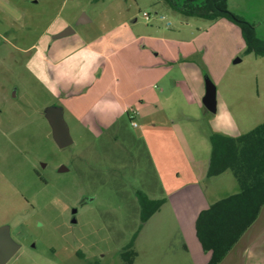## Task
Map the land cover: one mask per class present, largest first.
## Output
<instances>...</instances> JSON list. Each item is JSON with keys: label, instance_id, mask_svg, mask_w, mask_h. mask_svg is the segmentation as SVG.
I'll use <instances>...</instances> for the list:
<instances>
[{"label": "rangeland", "instance_id": "rangeland-1", "mask_svg": "<svg viewBox=\"0 0 264 264\" xmlns=\"http://www.w3.org/2000/svg\"><path fill=\"white\" fill-rule=\"evenodd\" d=\"M227 11L264 40V0H228ZM67 27L72 34L55 38ZM101 50L110 58L93 52ZM244 51L231 21L185 17L163 0H0V226L8 225L20 246L6 264L130 259L122 256L142 227L139 194L162 197L147 144L163 163L175 130L207 157L210 135L238 137L264 122V57ZM101 66L106 71L96 81ZM129 68L140 72L149 98L143 117L132 102V120L120 109L104 135L74 125L70 109L86 110L97 93L123 105L113 94L129 87ZM207 78L216 87L213 114L202 103ZM53 105L63 107L67 148L55 145L43 114ZM55 196L61 203L51 202ZM166 214L163 207L150 229L163 232ZM144 238L135 241L134 264L158 259L142 250Z\"/></svg>", "mask_w": 264, "mask_h": 264}, {"label": "crops", "instance_id": "crops-1", "mask_svg": "<svg viewBox=\"0 0 264 264\" xmlns=\"http://www.w3.org/2000/svg\"><path fill=\"white\" fill-rule=\"evenodd\" d=\"M99 39L100 36L96 40ZM93 52L104 61L110 58L102 50ZM105 69V66L104 68L101 66L95 72L96 81H102ZM134 69L132 68L131 71L130 68L124 69L129 87L113 94L114 98L120 100L123 105L116 106L117 102L109 99L108 94L106 97L103 92L97 93L98 99L86 110H77L76 107L70 109L74 125L92 137L104 135L120 120V109L127 115L129 104L132 102L138 104L139 116L143 117L141 110L143 105H147L146 101H149V98L142 87L140 72L136 73L135 70L134 73ZM116 81L122 84L120 80ZM141 136L144 141L148 137L145 132ZM168 136L172 147L163 148V163L158 160L156 152L151 148L153 142L146 146L162 192L160 200L163 202L158 210L142 223L141 229L132 240V249L135 247V241L142 234L145 237L142 250L147 252L146 255L148 252H158L157 260L152 259L150 263L149 260L143 259L142 264H208L212 258V252L204 250L198 241L196 221L209 205L231 196L240 189L238 180L233 174L236 166L233 163L232 168L226 169L215 177H210L207 175L210 153L207 157L194 153L183 133L170 130ZM225 137L230 136L225 135ZM163 207H167L166 217L170 216L171 220L167 222V228H161L164 229L163 232L156 233L148 224L154 216L160 214ZM160 251H162L161 254ZM134 252L136 256L123 262L124 264L135 263L139 252ZM217 264H264V204L260 206L254 222L244 229L238 240Z\"/></svg>", "mask_w": 264, "mask_h": 264}, {"label": "trees", "instance_id": "trees-1", "mask_svg": "<svg viewBox=\"0 0 264 264\" xmlns=\"http://www.w3.org/2000/svg\"><path fill=\"white\" fill-rule=\"evenodd\" d=\"M172 10L185 17L204 20L227 19L236 25L245 44V54L264 57V40L258 38L250 24L227 11L228 0H163ZM128 116V115H127ZM130 120V116H128ZM210 162L207 175L215 177L236 166L233 174L239 190L204 210L196 221L198 241L204 250L212 252L208 264H217L241 233L257 217L264 204V122L254 130L231 139L210 135ZM231 165V167H230ZM139 206L143 223L158 210L163 201H155L139 194ZM134 257L132 243L122 258Z\"/></svg>", "mask_w": 264, "mask_h": 264}, {"label": "water", "instance_id": "water-1", "mask_svg": "<svg viewBox=\"0 0 264 264\" xmlns=\"http://www.w3.org/2000/svg\"><path fill=\"white\" fill-rule=\"evenodd\" d=\"M85 16L83 15L78 23L85 22ZM72 30L70 28L64 29L62 32L57 34L55 38L63 37L65 35L72 34ZM239 62V60H235L234 63ZM216 87L210 79H205V93L202 98V103L205 109L212 114L216 111ZM63 107L59 105H53L50 107H45L43 114L46 118L50 130L52 139L55 145L58 148H67L70 144H72V139L69 135V131L67 128V124L63 118ZM66 172V169L61 166L58 169V172ZM72 213H76V209L72 210ZM74 222V220H72ZM20 246L15 243L10 237V228L8 225L0 226V264L8 263L11 258L19 251Z\"/></svg>", "mask_w": 264, "mask_h": 264}, {"label": "clouds", "instance_id": "clouds-1", "mask_svg": "<svg viewBox=\"0 0 264 264\" xmlns=\"http://www.w3.org/2000/svg\"><path fill=\"white\" fill-rule=\"evenodd\" d=\"M53 204H58L61 203L59 196H55L53 197L52 201ZM38 226H42V225H38Z\"/></svg>", "mask_w": 264, "mask_h": 264}, {"label": "flooded vegetation", "instance_id": "flooded-vegetation-1", "mask_svg": "<svg viewBox=\"0 0 264 264\" xmlns=\"http://www.w3.org/2000/svg\"><path fill=\"white\" fill-rule=\"evenodd\" d=\"M34 174H35V176H36L38 179H42L40 173H38L36 170H34ZM70 209H73V208H70ZM72 215H73L72 220H74L76 213H75V214H72ZM2 226H3V225H2ZM10 235H11V234H10Z\"/></svg>", "mask_w": 264, "mask_h": 264}, {"label": "built area", "instance_id": "built-area-1", "mask_svg": "<svg viewBox=\"0 0 264 264\" xmlns=\"http://www.w3.org/2000/svg\"><path fill=\"white\" fill-rule=\"evenodd\" d=\"M145 17L147 18V17H148V15H145ZM130 120H132V119H131V116H130ZM133 125L135 126V124H133Z\"/></svg>", "mask_w": 264, "mask_h": 264}]
</instances>
